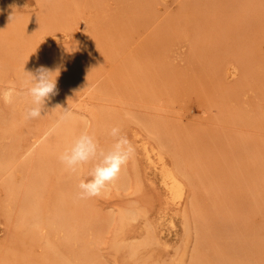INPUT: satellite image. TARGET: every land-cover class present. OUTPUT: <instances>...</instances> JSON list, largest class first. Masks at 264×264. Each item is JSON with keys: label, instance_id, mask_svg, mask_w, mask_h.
<instances>
[{"label": "rangeland", "instance_id": "obj_1", "mask_svg": "<svg viewBox=\"0 0 264 264\" xmlns=\"http://www.w3.org/2000/svg\"><path fill=\"white\" fill-rule=\"evenodd\" d=\"M75 12L88 16L93 27L85 26V19H77ZM12 15L15 20L10 23ZM4 24H16L29 33L24 45L13 46L3 38ZM55 58L60 72L62 64V70L65 65L74 66L76 79L73 75L75 81L69 82L59 75L56 94L46 101L43 116L26 121L23 117L31 98L25 95L19 72H34L40 66L50 69ZM1 61L0 157H10L13 163L7 173L0 174V264H55L45 254L44 241L32 238V225L20 212L28 187L38 192L36 198L47 220L55 218L61 204L76 206L67 233L53 225L41 230L43 238L48 236L57 246L56 254H64L63 259L74 264H131L136 257V264H173L181 258L183 264H190L194 234L203 224L196 225L192 217V234L182 257L181 211L188 207L192 214L193 209L187 202L182 207L168 205L159 171L149 164L139 144L149 139L157 146L141 122L153 119L175 137L171 136L175 140L166 161L170 165L179 161L193 175L190 195L195 192L200 210L211 220L212 240L245 264H264V243L259 242L264 235L261 175L249 166L261 160L264 151V0H0ZM229 64L236 65L238 73L226 78ZM79 65L85 66L81 78L76 73ZM165 70L168 75L173 72L169 81L161 76ZM144 74L147 84L132 81ZM64 110L74 124L65 144L58 132L66 123L60 116ZM95 110L118 113L124 120L121 131L136 151L125 166L126 188L112 183L101 196L79 200L77 186L81 179H90L93 163L70 174L55 158L82 131L93 132ZM240 115L246 119L239 120ZM248 118L253 120L249 123ZM206 133L214 140L206 139ZM92 134L100 146L106 139L113 142L106 131ZM35 139L38 142L29 148ZM212 157L222 158L223 165L217 176L209 175L211 180L201 166ZM129 204L140 209L141 215L127 224L125 234L120 233L125 236L122 242H143L151 225L156 236L132 259L125 249L119 254L116 250V255L112 247L119 232L115 217ZM172 215L174 230L164 221Z\"/></svg>", "mask_w": 264, "mask_h": 264}, {"label": "bare ground", "instance_id": "obj_2", "mask_svg": "<svg viewBox=\"0 0 264 264\" xmlns=\"http://www.w3.org/2000/svg\"><path fill=\"white\" fill-rule=\"evenodd\" d=\"M149 3V2H148ZM50 4V3H49ZM56 4V3H55ZM54 4V5H55ZM147 5V4H146ZM50 6V5H49ZM55 7H59L57 5H55ZM76 9V8H75ZM47 13L51 14V10H47ZM90 16V15H89ZM75 17H78L77 19H85V26H90L91 28L93 27V21H91L90 19L86 18L88 16H80L79 17V13L75 12ZM75 20V19H74ZM221 21H219L220 23ZM221 25V23H220ZM95 28V27H94ZM3 29L4 31L6 32V34L3 36V38L5 39H8L10 40L13 44V46H20V45H24L26 39H28L29 37V33L27 31H24V30H21L20 27H18L16 24H12L11 26L9 24H4L3 25ZM11 29V30H10ZM203 29V28H202ZM235 29V27H234ZM221 30V29H220ZM219 30V31H220ZM235 32V31H234ZM50 33V32H49ZM206 33V32H205ZM228 33V32H227ZM46 34V33H45ZM53 34V33H52ZM92 34V33H91ZM235 34V33H234ZM238 34V33H237ZM47 35V34H46ZM210 35V34H209ZM216 35V34H215ZM230 35V34H229ZM93 36V35H92ZM225 36V35H224ZM235 36V35H234ZM237 36V35H236ZM68 37V36H67ZM54 38V37H52ZM57 38V37H55ZM54 38V39H55ZM59 38H57L56 40H58ZM90 39V38H89ZM234 39V38H233ZM205 40H207L205 38ZM232 40V39H231ZM33 41V40H32ZM94 41V40H93ZM235 41V40H234ZM159 42V38H157L155 40V46L156 44L158 45ZM236 42V41H235ZM239 42V41H237ZM206 43V41H205ZM9 44V43H8ZM9 46V45H8ZM14 48V47H13ZM160 48V47H159ZM210 48V47H209ZM73 49V48H72ZM87 49V48H86ZM226 49V48H225ZM209 50V49H208ZM247 50V49H246ZM84 51V50H83ZM207 51V50H206ZM115 52V51H114ZM244 52V51H243ZM28 53V52H27ZM80 53V52H79ZM87 53V52H86ZM113 53V51H112ZM30 54V53H28ZM58 55L60 56L61 54L58 53ZM57 55V56H58ZM245 55V54H243ZM29 56V55H27ZM74 56V55H73ZM12 57V56H11ZM31 57V56H30ZM2 58V57H1ZM32 58V57H31ZM4 59V58H3ZM75 59V58H74ZM247 59V58H246ZM6 60V59H4ZM30 60V59H29ZM3 61V60H2ZM0 62V63H3V62ZM37 62V61H36ZM56 63H57V59L55 58L54 59V62L52 64L53 67L50 68V70H55L56 69ZM231 63V62H230ZM32 64V63H31ZM35 64V63H34ZM75 64V63H74ZM80 64V63H79ZM234 64V63H233ZM29 65V64H28ZM63 65L62 64V67H61V72H60V78H64V79H67L69 82H70V79L72 80V76L74 75L73 78H75V73H74V69L72 66H70V68H66V65L64 66L65 69L62 70L63 68ZM72 65V64H71ZM76 65V64H75ZM81 65L82 62H81ZM223 65V64H222ZM230 66H227L225 65V70H224V73H225V76L226 78L228 77H231V76H235L238 72H237V68H236V65H232V64H229ZM232 65V67H231ZM30 66V65H29ZM235 66V67H233ZM76 67V66H75ZM80 67V65H79ZM85 67V66H83ZM82 67V68H83ZM54 68V69H52ZM59 68V67H58ZM81 67L77 70V76H79V78H81V74L83 73V69ZM221 68V67H220ZM49 69V68H48ZM4 70V69H2ZM2 70H0V73L2 72ZM31 70V69H30ZM221 70V69H220ZM168 70H165L164 73H162V78L163 79H166L168 80V76H170L171 72L169 75L166 74ZM30 72V71H29ZM169 72V71H168ZM5 73V72H4ZM160 73V72H159ZM223 73V72H222ZM1 75V74H0ZM24 71H20L19 72V77L21 79L24 78ZM172 75V74H171ZM163 76H166V77H163ZM224 76V75H223ZM223 76L221 75V79H223ZM218 77V76H217ZM220 77V76H219ZM76 79V78H75ZM78 79V77H77ZM148 76L147 74H144V76H141V77H135L133 78L132 81H140L141 83L143 84H147L148 83ZM74 80V79H73ZM72 80V81H73ZM231 80V78H230ZM75 81V80H74ZM169 81V80H168ZM219 81V80H218ZM65 82V80H64ZM68 82V83H69ZM139 82V83H140ZM67 83V84H68ZM140 83V84H141ZM72 85V83H70ZM77 83L73 82V86L76 85ZM142 84V85H143ZM87 85V84H86ZM90 87V86H89ZM12 94L11 95H8V98L11 99L12 98ZM173 96H175L176 98V95L173 94ZM11 97V98H10ZM12 100V99H11ZM233 100V99H232ZM223 102H225L223 100ZM29 104V103H28ZM225 106V105H224ZM227 108V107H226ZM192 110V109H191ZM229 110V109H228ZM231 112V111H230ZM62 113V112H61ZM221 113V112H220ZM229 113V112H228ZM60 113H58V116H59ZM230 115H232V113H230ZM60 116L62 117L63 116V113L60 114ZM59 116V117H60ZM229 116V115H228ZM241 117V118H245L243 116H238V118ZM93 118H94V130L93 132L96 133V131L98 132V130L100 131H106L107 133L109 132L110 128L113 127V126H122L123 125V118L120 117V115L118 113H115V112H112V111H106V110H95L93 111ZM237 118V119H238ZM218 119V118H216ZM220 119V118H219ZM235 119V118H234ZM246 119V118H245ZM245 119L243 122H245ZM142 120V119H141ZM157 120V119H156ZM155 119L153 120H146V121H141L142 124L144 123V126H145V129L147 130V132L149 133V136L148 138L150 137L151 140L155 139V141L157 142V146H154L152 143L149 142V139L148 140H143V143H141L140 141V145L142 146V150L144 152V155L146 157V159L148 160L149 164H151L155 169H157L159 171V174H160V177H161V183H162V186L165 190V194H166V199H167V203L169 206H177V207H182L185 202L188 203V205L191 206V209H193V211H190L192 212V214L189 213L188 211V207H184L182 209V213H181V216H182V220H183V229H184V237H183V240L185 241V246L183 247L182 249V253H181V256L184 257V252L187 251V245L190 241V238H191V234H192V225H191V220L192 217L193 219L195 220L196 222V225H200V224H203V227H198L196 229V235L194 234L195 236V244H194V247L192 249V252H191V260H190V264H245L246 261H244V263L242 262L241 260V257L236 255L235 253H233V256L230 254H227L224 250H222V248L220 247L219 244H217L215 241L212 240L211 236H210V230L212 229L211 227V223H210V219L206 216L205 213H203L201 210H200V206H198V201H197V196L194 197V194L195 192H193L194 194L190 195V191H191V186H194L193 184V178H192V174L186 170L185 166L184 165H181V163L179 161H176L173 165H170L168 161H166V158H165V155H166V152L167 150L170 149V144L175 140V139H172L171 136L172 134L170 132L167 131L166 127H164V125L162 123H159L158 121H156ZM224 120V119H223ZM227 120V119H225ZM232 120V119H231ZM239 120H241L239 118ZM253 119H247L246 121H251ZM217 121V120H216ZM222 121V120H221ZM230 121V120H229ZM234 121V120H233ZM238 121V120H237ZM220 122V121H219ZM218 122V123H219ZM247 123V122H245ZM250 123V122H249ZM255 124V123H253ZM73 128H74V124L72 122V117L69 116L67 119H66V123L63 127H60L58 132L60 134V136L62 137V140H63V144H65L68 140V138H70V135L72 134V131H73ZM218 130V129H217ZM220 130V128H219ZM214 131V130H213ZM223 131V130H222ZM92 132V133H93ZM215 132V131H214ZM218 132V131H217ZM91 133V134H92ZM101 133V132H100ZM104 133V132H103ZM222 133V132H221ZM228 133V132H227ZM207 134L209 133H206V139L207 137L209 138V135L207 136ZM230 134V133H229ZM95 135V134H94ZM136 135L138 136L139 134L136 133ZM210 136H213L210 135ZM173 138H175L174 136H172ZM218 137V136H216ZM212 138V137H211ZM211 138H209V141L211 140ZM225 138V137H224ZM217 139V138H216ZM215 139V141H216ZM219 139V137H218ZM100 140V139H99ZM212 140H214L212 138ZM214 141V142H215ZM226 141V140H225ZM38 142L37 139L33 140L30 147H33L36 143ZM207 142V141H206ZM218 143V141H216ZM235 142V141H234ZM102 143V142H101ZM113 142L106 139L104 141V143L102 144V148L104 149H108L111 144ZM236 144V143H235ZM252 144V143H251ZM255 144V143H254ZM175 145V144H174ZM177 145V144H176ZM228 145V144H226ZM238 145V144H237ZM257 145V144H256ZM179 146V145H178ZM214 146V145H213ZM252 146V145H251ZM138 147V145H137ZM136 147V148H137ZM218 147V146H217ZM246 147V146H245ZM253 147V146H252ZM177 148V146H176ZM207 148H210V146H207ZM216 148V147H215ZM229 148V147H228ZM232 148V147H231ZM212 149V148H211ZM217 149V148H216ZM219 149V148H218ZM242 149H243V145H242ZM246 148H244L245 150ZM256 149V147H255ZM179 150V149H178ZM208 150V149H207ZM240 150V149H239ZM237 150V151H239ZM243 150V151H244ZM136 151V150H135ZM211 151V150H210ZM213 151V149H212ZM232 152V150H229ZM228 151V153L230 154V152ZM247 151V150H245ZM172 152V151H171ZM209 152V151H208ZM227 152V151H225ZM170 153V152H168ZM167 153V155H168ZM227 153V154H228ZM211 154V153H210ZM216 154V153H215ZM225 154V153H224ZM166 155V156H167ZM175 155V154H174ZM173 155V156H174ZM182 155V154H181ZM234 155V153H233ZM231 155V156H233ZM251 155V154H250ZM262 159L258 160V161H252L250 163V167H252V171L253 172H257L261 175V178H260V182H259V189L260 187L262 188L260 191L263 193V197H264V151H262ZM221 156V155H220ZM228 156V155H227ZM240 156V155H239ZM248 156V155H247ZM175 157V156H174ZM188 158V157H187ZM211 158V157H210ZM213 158V157H212ZM226 158H229L226 157ZM259 158V157H258ZM175 159V158H174ZM183 159V158H182ZM225 159V158H224ZM223 159V160H224ZM244 159V157H243ZM56 162L57 163H60L59 162V159H58V156H56L55 158ZM210 160V159H209ZM208 159H204L202 161V171H207L208 172V178L211 179L209 177V175H211V177L213 176H217V173L219 174L220 170V167L222 168V158L221 160L219 158H213L211 159V161H209ZM228 160V159H227ZM230 160V159H229ZM228 160V161H229ZM174 162V161H173ZM191 162V161H190ZM225 162V161H224ZM231 162V161H230ZM12 159L10 157H7V158H2L0 157V174H4V173H7L11 166H12ZM197 163V162H196ZM200 163V162H199ZM222 163V164H221ZM240 163V162H239ZM243 163V162H241ZM61 164V163H60ZM59 164V165H60ZM172 164V163H171ZM192 164V163H191ZM195 164V163H193ZM238 164V162H237ZM135 167L138 166L134 165ZM147 166V165H146ZM145 167V166H144ZM199 167V166H198ZM227 167V166H226ZM230 167V166H229ZM235 167V166H234ZM247 167V166H246ZM250 167H247L248 170H250ZM135 169V168H134ZM145 169V168H144ZM232 170V168H230ZM245 169V168H244ZM147 170V169H145ZM227 170V169H226ZM135 171V170H134ZM137 171V170H136ZM138 173V172H137ZM150 174V173H149ZM202 174V173H201ZM233 174V173H232ZM235 174V172H234ZM129 174H127V171H126V168H124L119 177L117 178L116 181H114L113 183L115 184V187L117 188H126L127 186V183H128V180H127V176ZM223 175V174H222ZM228 175V174H227ZM230 177V176H229ZM233 177V176H232ZM231 177V178H232ZM198 178V177H196ZM215 179V178H214ZM213 179V181H214ZM212 180V179H211ZM219 180V179H218ZM230 180V179H229ZM236 180V179H235ZM217 181V180H215ZM253 181V180H252ZM211 182V181H210ZM219 182V181H218ZM232 182V181H231ZM258 182V181H257ZM37 183V181H36ZM212 183V182H211ZM221 183V182H219ZM254 183V182H253ZM155 184V182H154ZM196 184V183H195ZM214 185V183H212ZM216 184V182H215ZM218 184V183H217ZM257 184V183H256ZM253 185V184H252ZM258 185V184H257ZM139 187V186H138ZM27 188V187H26ZM141 188V186L139 187ZM161 190V189H160ZM193 191V190H192ZM259 191V190H258ZM38 192L35 191V189L33 187H28L25 191V194L24 196L21 198V202H20V212L22 213L23 216H25V218L28 220V222L32 225L29 230L31 232V236L32 238H38V239H41V242L44 241L45 243V254L47 256V258L53 260L55 262V264H74V262H72L71 260H68L67 259H63L65 258V256H63L64 254H62V257L57 253V246L52 243L49 239H48V236L47 238L44 237L43 238V235L41 234V230L42 229H45L48 225H53V226H56L58 228H60L62 231H64L65 233L68 232L69 228H70V221L71 219H73L72 215L73 213H77V210L74 209L75 207L73 206L71 208V205L70 204H61L59 206L56 207L55 211H56V216L55 218L51 219V220H47L42 211H41V206L38 204V200L36 198V195H37ZM197 195V194H196ZM204 195V194H203ZM76 196V195H75ZM164 197V196H163ZM197 197V198H196ZM73 198V197H72ZM74 199V198H73ZM70 201H72L71 199H69ZM187 200V201H186ZM76 202V201H75ZM79 203V201H77ZM74 203V202H73ZM166 203V202H165ZM186 203V204H187ZM167 206V205H166ZM203 207V206H202ZM258 206L257 204L255 203V205H253V208L256 209ZM145 210V209H143ZM205 210V209H204ZM214 210V209H213ZM146 211V210H145ZM170 211V210H169ZM218 211V209H217ZM140 209H138L135 205L133 204H129L127 206H125L123 209H121L117 216L115 217L116 218V221L118 223V226H119V232H118V235L116 236L115 238V242L113 243V248H115L114 251H118V254H119V251L125 249V251H127L128 253V257H130L131 255V258L132 259L133 257L132 256H135L138 253L139 249H140V252L143 250H141V247L145 244H148L152 241H154L156 239V236H155V233H154V229H153V226H148V232H147V236L145 238V240L141 243H132V242H129L130 244H127L125 245L124 243H128L127 241H124L122 242V240H124L123 238H125V236H121L122 234H125L123 231V229L127 226L128 223H130L131 220H135L139 215H141L140 213ZM144 212V211H143ZM164 212H165V209H164ZM179 212V211H178ZM210 212V211H209ZM208 212V214H209ZM147 212H145L146 214ZM169 213V212H168ZM220 214V213H218ZM143 215V214H142ZM148 215V214H147ZM168 215V214H167ZM176 215V214H174ZM180 215V214H179ZM160 216V215H159ZM166 216V213L165 215ZM178 216V215H177ZM212 216V215H211ZM146 217V216H145ZM212 218V217H211ZM200 219V220H199ZM160 220V219H159ZM165 220H168L167 224H170V230H172L173 228L176 227V223H175V220H174V217L173 215L170 217V218H166L164 219ZM214 220V219H213ZM147 221V220H146ZM132 222V221H131ZM149 222V221H148ZM162 222V221H161ZM160 222V223H161ZM145 224V223H144ZM163 224V223H162ZM146 225V224H145ZM220 225V224H219ZM128 226H130V224H128ZM171 226H172V229H171ZM213 226V225H212ZM221 226V225H220ZM158 227V226H157ZM128 229V228H126ZM125 229V230H126ZM145 229V227H144ZM27 230V229H26ZM164 230V229H163ZM174 230V229H173ZM213 230V229H212ZM169 231V230H168ZM215 231V230H214ZM28 232V231H27ZM122 232V234H120ZM170 232V231H169ZM212 233V232H211ZM164 234V233H163ZM115 235V234H114ZM142 236V235H141ZM215 236V235H214ZM31 238V237H30ZM141 238V237H140ZM144 239V238H143ZM126 240V239H125ZM128 240V239H127ZM139 241V239H137ZM225 240V239H224ZM40 241V240H39ZM141 241V240H140ZM139 241V242H140ZM166 241V240H165ZM134 242H136L134 240ZM260 243H264V235H263V238L259 240ZM258 242V243H259ZM62 244V243H61ZM164 245V244H163ZM259 244H257L258 246ZM263 245V244H262ZM261 245V246H262ZM159 246V245H158ZM165 246V245H164ZM178 246V245H177ZM235 246V245H234ZM260 247V245H259ZM264 247V245H263ZM83 249H85L84 247H82ZM187 248V249H186ZM178 249V248H177ZM117 251L115 252V254L117 255ZM178 251V250H177ZM235 251V250H234ZM258 251V249H257ZM144 252V250H143ZM179 252V251H178ZM177 252V253H178ZM263 252V250H262ZM72 253V252H71ZM61 254V253H60ZM190 254V253H189ZM140 255V254H139ZM142 255V253H141ZM264 255V254H263ZM69 256V255H68ZM138 256V255H137ZM144 256V254H143ZM124 257V256H123ZM127 257V256H126ZM141 258V256H139ZM189 257V258H190ZM263 257V256H262ZM262 257L260 256V258L262 259ZM81 258V257H79ZM125 258V257H124ZM134 261L136 263L137 260H136V257H134ZM137 259H139L137 257ZM147 259V258H146ZM260 259V260H261ZM48 260V259H47ZM74 260V258H73ZM78 260V258H77ZM259 260V259H258ZM76 261V260H75ZM134 261L132 260L133 264H136L134 263ZM141 261V260H139ZM145 261V259H144ZM149 261V259L147 260ZM145 261V262H147ZM184 261V260H183ZM183 261L182 259L180 258L177 262H174L173 264H183ZM263 261V259H262ZM261 261V262H262ZM77 262V261H76ZM131 262V264H132ZM150 262V261H149ZM140 263V262H139ZM151 263V262H150ZM185 263V262H184ZM260 263V262H259ZM142 264H144V262L142 261ZM147 264V263H146ZM149 264V263H148ZM153 264V263H151ZM156 264V263H154ZM158 264V263H157ZM189 264V263H188ZM261 264V263H260Z\"/></svg>", "mask_w": 264, "mask_h": 264}, {"label": "clouds", "instance_id": "obj_3", "mask_svg": "<svg viewBox=\"0 0 264 264\" xmlns=\"http://www.w3.org/2000/svg\"><path fill=\"white\" fill-rule=\"evenodd\" d=\"M9 20L10 23L13 22L15 15L10 16ZM24 74L22 85L25 95L31 99L23 118L26 121L39 119L43 116L46 101L56 94L60 69L50 70L40 66L34 72L24 69ZM69 116L70 112L64 110L62 119ZM108 135L112 137L113 143L108 149H104L94 134L87 130L82 131L58 156L59 162L70 174H78L83 165L93 163L89 172L90 179H81L77 186L76 198L79 200L106 193L135 154L134 145L119 126L111 127Z\"/></svg>", "mask_w": 264, "mask_h": 264}]
</instances>
